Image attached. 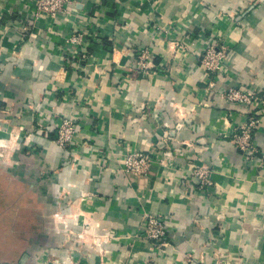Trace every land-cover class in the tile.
I'll list each match as a JSON object with an SVG mask.
<instances>
[{"label":"crops","instance_id":"1","mask_svg":"<svg viewBox=\"0 0 264 264\" xmlns=\"http://www.w3.org/2000/svg\"><path fill=\"white\" fill-rule=\"evenodd\" d=\"M37 12L0 0V264H264V0ZM63 118L78 129L65 145ZM254 119L249 155L236 138ZM136 151L145 175L125 171ZM150 215L166 245L144 234Z\"/></svg>","mask_w":264,"mask_h":264},{"label":"built area","instance_id":"2","mask_svg":"<svg viewBox=\"0 0 264 264\" xmlns=\"http://www.w3.org/2000/svg\"><path fill=\"white\" fill-rule=\"evenodd\" d=\"M73 0H36L37 3V15L41 16L46 14L49 16H56L59 12H69L70 5ZM82 37L80 34H72L69 37V44L73 45L79 43ZM147 52L141 55V64H145L147 58ZM225 55V51L219 43H212L205 51L202 62L209 71L220 68L219 61ZM229 98L233 101H237L242 106L249 107L252 104L260 103L259 98L251 93H247L239 88H234L229 91ZM259 105V104H257ZM258 122V119H254L242 132L237 136V146L247 154H252L255 151L254 144L252 142V127ZM77 127L74 119L63 118L57 131L56 140L58 143L65 145L69 142L77 139ZM152 163L151 154L145 151H136L129 153L125 161V171L134 176L145 175L149 170ZM199 178L203 180L205 184H211L212 181L209 179L207 171L200 169L196 171ZM143 232L147 238L154 241L155 244L162 246L166 245V234L167 229L164 220L157 215H150L145 217L143 224Z\"/></svg>","mask_w":264,"mask_h":264},{"label":"rangeland","instance_id":"3","mask_svg":"<svg viewBox=\"0 0 264 264\" xmlns=\"http://www.w3.org/2000/svg\"><path fill=\"white\" fill-rule=\"evenodd\" d=\"M202 63H203V62H202ZM213 71H215V70H213ZM213 71H212V72H213Z\"/></svg>","mask_w":264,"mask_h":264}]
</instances>
